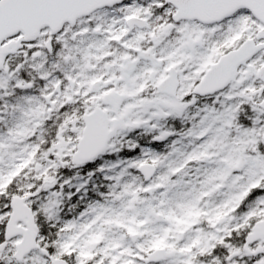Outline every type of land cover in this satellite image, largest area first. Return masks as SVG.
I'll use <instances>...</instances> for the list:
<instances>
[{
  "label": "snow or ice",
  "instance_id": "obj_1",
  "mask_svg": "<svg viewBox=\"0 0 264 264\" xmlns=\"http://www.w3.org/2000/svg\"><path fill=\"white\" fill-rule=\"evenodd\" d=\"M0 264H264V0H0Z\"/></svg>",
  "mask_w": 264,
  "mask_h": 264
}]
</instances>
